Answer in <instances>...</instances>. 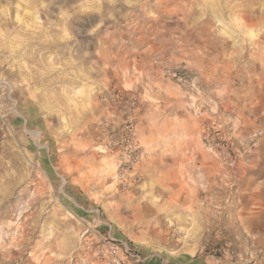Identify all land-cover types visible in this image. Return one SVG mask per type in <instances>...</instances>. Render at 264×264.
Masks as SVG:
<instances>
[{"label": "rangeland", "instance_id": "1", "mask_svg": "<svg viewBox=\"0 0 264 264\" xmlns=\"http://www.w3.org/2000/svg\"><path fill=\"white\" fill-rule=\"evenodd\" d=\"M118 226L264 264V0H0V264Z\"/></svg>", "mask_w": 264, "mask_h": 264}, {"label": "crops", "instance_id": "2", "mask_svg": "<svg viewBox=\"0 0 264 264\" xmlns=\"http://www.w3.org/2000/svg\"><path fill=\"white\" fill-rule=\"evenodd\" d=\"M119 227L117 233L110 231L108 237L112 236L122 242L129 243L140 256L139 258L129 257L121 252V258L126 264H218L214 259L198 256L193 248L185 245L161 246L158 233L155 235L157 239L154 241V235H149L148 231L127 230L126 226ZM163 238L167 239L168 237Z\"/></svg>", "mask_w": 264, "mask_h": 264}, {"label": "built area", "instance_id": "3", "mask_svg": "<svg viewBox=\"0 0 264 264\" xmlns=\"http://www.w3.org/2000/svg\"><path fill=\"white\" fill-rule=\"evenodd\" d=\"M97 248L95 250V256L99 261H105L106 264H126L119 255V252H123L124 255L134 258H139L129 243L122 242L115 237H102L97 236Z\"/></svg>", "mask_w": 264, "mask_h": 264}]
</instances>
